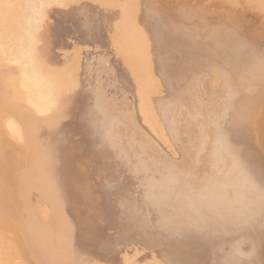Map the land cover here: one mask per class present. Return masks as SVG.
Instances as JSON below:
<instances>
[{"label": "bare ground", "instance_id": "bare-ground-1", "mask_svg": "<svg viewBox=\"0 0 264 264\" xmlns=\"http://www.w3.org/2000/svg\"><path fill=\"white\" fill-rule=\"evenodd\" d=\"M174 1L0 0V264H264V0Z\"/></svg>", "mask_w": 264, "mask_h": 264}, {"label": "rangeland", "instance_id": "rangeland-1", "mask_svg": "<svg viewBox=\"0 0 264 264\" xmlns=\"http://www.w3.org/2000/svg\"><path fill=\"white\" fill-rule=\"evenodd\" d=\"M178 1V4H179V2H180V4H181V2L183 1V0H177ZM177 1L175 0L174 2H175V5L177 4ZM186 1H188L189 2V0H186ZM186 1L184 0V2H183V4H186ZM194 4V3H193ZM91 10V9H90ZM74 13V11L73 12H71V13H69V14H60L61 15V17L63 18V19H65V17H70V14H71V16H73V17H71V21H67L66 19L65 20H63L62 19V21H60L59 22V24L57 23V28H59L60 30H62V32L63 31H65L64 30V27H66L67 26V23H76L77 22V15L76 14H73ZM76 13V12H75ZM60 15H59V17H60ZM62 15H64V16H62ZM67 15V16H66ZM58 17V18H59ZM61 17L59 18L60 20H61ZM76 18V19H75ZM75 19V22L73 21V20ZM64 23V24H63ZM220 72V71H219ZM214 84H215V89L216 90H220L221 88H222V86H221V82L219 81V77L217 78V77H214Z\"/></svg>", "mask_w": 264, "mask_h": 264}]
</instances>
